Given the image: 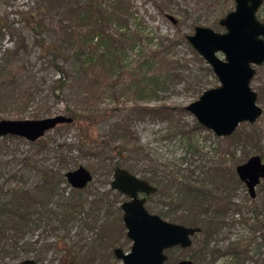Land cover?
I'll list each match as a JSON object with an SVG mask.
<instances>
[{
    "label": "rangeland",
    "instance_id": "374dc122",
    "mask_svg": "<svg viewBox=\"0 0 264 264\" xmlns=\"http://www.w3.org/2000/svg\"><path fill=\"white\" fill-rule=\"evenodd\" d=\"M72 1L95 6L89 23L106 26L115 45L102 71L81 73L78 56L63 59L70 86L59 95L52 81L60 72L40 51L41 39L63 40L60 26L86 22L68 12L65 0H0V121L77 117L34 143L0 138V205L12 199L16 188L45 202L41 187L46 179L59 182V195L49 200L40 226L19 239L17 248L9 247L14 254L0 257V264L26 259L37 264H122L114 249L129 252L132 242L120 209L126 198L109 193L115 164L158 188L147 204L152 213L203 228L191 248L170 250L167 264L184 259L264 264V182L251 200L236 174L237 165L261 150L264 154V103L259 102L263 115L256 123L241 124L227 138L201 126L185 109L219 86L186 37L197 26L224 32L221 13L233 11L235 1ZM98 5L102 13L96 11ZM114 10L120 16L111 15ZM259 18H264V3ZM32 26H40L43 35ZM161 50L167 54L164 60L152 61ZM252 87L264 88V64L257 68ZM87 137L96 144L79 150ZM103 141L111 147L95 150ZM80 166L94 179L75 190L65 173ZM234 251L238 256L230 255ZM16 253L21 257L14 259Z\"/></svg>",
    "mask_w": 264,
    "mask_h": 264
},
{
    "label": "water",
    "instance_id": "95a60500",
    "mask_svg": "<svg viewBox=\"0 0 264 264\" xmlns=\"http://www.w3.org/2000/svg\"><path fill=\"white\" fill-rule=\"evenodd\" d=\"M234 1L235 9L219 22L224 32L197 26L194 34L186 37L194 51L211 67L219 86L206 90L185 109L201 126L223 138L232 136L241 124L256 123L263 115L258 94L251 84L256 68L264 64V18H259L264 0ZM167 18L176 24L173 16L168 15ZM73 121L72 117L65 115L38 120H1L0 138L12 136L34 143L57 126ZM236 171L254 198L255 187L260 179H264L261 156H252ZM65 178L73 189H84L93 181L92 174L84 166L67 172ZM111 189L130 199L121 205V210L132 246L126 253L121 249L114 251L122 264H165L168 259L165 251L177 246L189 248L191 238L201 231L200 228L173 224L150 214L145 208L146 200L138 196L154 194L157 189L126 169L115 170ZM17 264L37 263L34 259H26ZM178 264L194 263L183 260Z\"/></svg>",
    "mask_w": 264,
    "mask_h": 264
},
{
    "label": "trees",
    "instance_id": "16d2710c",
    "mask_svg": "<svg viewBox=\"0 0 264 264\" xmlns=\"http://www.w3.org/2000/svg\"><path fill=\"white\" fill-rule=\"evenodd\" d=\"M65 4L68 12H72V15L75 14L76 20L81 19L83 22H86L87 26H85L86 24L84 26H60L63 28L61 30L63 40L58 39L56 41L46 43L45 40L41 39L40 51L50 57V63L53 64V66L60 72V76L52 81L53 92L59 91V95H61L64 90L70 86V78L65 71V66L61 63V61H64L63 59H66L68 55L70 57L72 55L78 56L81 61L80 65H82L80 67L78 66L79 69L81 68V73H87L90 70L102 71L107 68V64L112 53V45H115V41H113V37L110 35L106 26H97V22L96 24L94 23L92 25L89 23L95 18L94 16L96 15L94 5L86 1L77 2L72 0H65ZM102 8V6L98 5L96 11L100 13ZM116 11L117 10L110 11L111 15L115 14L117 17L120 16L116 13ZM226 12L227 10L223 11L221 16L225 17L229 13L228 12L226 14ZM32 22H34L33 24L36 25L35 17L32 18ZM32 28L35 30L38 36L43 35L41 29H39L40 26H32ZM120 38L122 40L123 36ZM101 46H103L104 49L99 53L97 49ZM166 55V51L161 50L155 54V58H153L152 61L156 62L157 59L161 60L159 57L162 56V60H164ZM101 63H103V65H100ZM150 63L152 64V62ZM144 77H147V73H145ZM257 92L258 102L264 103V88H259ZM73 119L75 121L77 120V117L75 116ZM256 136L258 135L256 134ZM8 137L15 138L12 136ZM87 140L88 137L80 146L79 150H81L82 147L89 149V146L96 144L90 141L88 142ZM110 147V142L103 141L100 145H97L95 150L104 148L106 151ZM90 149L93 150V147H90ZM258 155L264 159L262 150ZM118 167L119 165L115 164L113 170ZM60 177V181L63 180L64 176L61 175ZM41 189L42 192H44L43 194H45L44 196L48 197V200L45 202H39L42 200H40L38 196H35L36 193L34 192L16 188L15 190H12V199L8 203L0 205L1 259L6 258L7 254H14L13 249L17 248L19 245V239L24 238L30 230L40 226L45 215L43 211H45L47 209L46 207L49 206V200L59 195V182L55 184V181L52 182L51 179H46ZM38 193H40V191ZM36 216L39 217L36 218ZM9 247H12L13 249H10ZM11 250H13V252H11ZM20 257L21 255L16 253L13 258L18 259Z\"/></svg>",
    "mask_w": 264,
    "mask_h": 264
},
{
    "label": "flooded vegetation",
    "instance_id": "af4514ba",
    "mask_svg": "<svg viewBox=\"0 0 264 264\" xmlns=\"http://www.w3.org/2000/svg\"><path fill=\"white\" fill-rule=\"evenodd\" d=\"M220 25V24H219ZM258 68V67H257ZM257 68H256V71H257ZM255 78V77H254ZM254 80V79H253ZM251 86H252V84H251ZM253 88V87H252ZM253 90H255L254 88H253ZM256 92H257V90H255ZM257 94H258V92H257ZM238 129V128H237ZM237 131V130H236ZM234 135V134H233ZM231 137V136H230ZM227 138V137H226ZM256 155H258V154H256ZM254 156V155H253ZM260 156V155H259ZM252 157V156H251ZM250 157V158H251ZM249 158V159H250ZM262 158V157H261ZM248 159V160H249ZM247 160V161H248ZM247 161H245V162H243V163H240L239 165H242V164H244V163H246ZM262 162L264 163V159L262 158ZM239 165H237V167L239 166ZM236 167V168H237ZM79 168V167H78ZM86 168V167H85ZM118 168H120V167H118ZM117 169V168H116ZM115 169V170H116ZM115 170H114V173H115ZM73 171V170H72ZM69 172V171H68ZM89 172L91 173V171L89 170ZM130 172V171H129ZM67 173V172H66ZM65 173V174H66ZM131 174H134V173H132V172H130ZM92 174V173H91ZM236 174H237V171H236ZM135 175V174H134ZM92 176H93V174H92ZM137 176V175H136ZM237 176H238V174H237ZM140 178V177H139ZM238 178H239V176H238ZM93 179H94V177H93ZM140 179H142V180H146V179H143V178H140ZM67 180V179H66ZM113 180H114V174H113ZM112 180V181H113ZM239 180H240V178H239ZM112 181H111V183H112ZM147 182H149L148 180H146ZM241 181V180H240ZM242 182V181H241ZM262 182H264V179H260V183L255 187V197L253 198L252 196H251V194H250V192H249V189H248V187H247V185L245 184V183H243L245 186H246V188H247V190H248V194H249V196H250V199L251 200H256V198H257V188L261 185V183ZM111 183H110V190H109V193H110V195H114L117 199L119 198V196H123V197H125L126 198V200L124 201V202H127V201H129L130 199L128 198V197H126V196H124L123 194H121V193H119V192H117V191H115V190H112L111 189ZM152 186H154L156 189H157V191H156V193L158 192V188L155 186V185H153L151 182H149ZM90 184V183H89ZM88 187V186H87ZM86 187V188H87ZM85 189V188H84ZM75 190H83V189H75ZM156 193H154V194H156ZM154 194H150V195H146V194H139V196H138V198L139 199H145L146 200V203H145V208L147 209V211L150 213V214H152V215H157V216H159L160 218H162L163 220H165V221H167V222H170V223H173V224H180V223H177V222H173V221H170V220H168V219H166V218H164L163 216H161V215H158V214H155V213H152L148 208H147V204H148V201H149V197L151 196V195H154ZM202 194V197H205V193L204 192H202L201 193ZM124 202H122L121 204H120V209H121V205L124 203ZM205 204V199L203 200L202 199V204ZM229 205V204H228ZM112 207H114V203H112V205H111ZM122 211V210H121ZM122 213H123V211H122ZM258 219V218H257ZM124 223V222H123ZM180 225H183V226H186V227H190V228H200L201 229V231L199 232V233H197L194 237H192L191 238V240H192V245H193V239L196 237V236H198V235H200L201 233H202V231H203V228L202 227H200V226H188V225H184V224H180ZM192 245L189 247V248H191L192 247ZM176 248H180V249H183V248H181V247H179V246H177V247H174V248H172V249H170V250H173V249H176ZM189 248H186V249H189ZM116 249H121V250H123L122 248H115L114 249V251L116 250ZM186 249H183V250H186ZM170 250H167V251H165V254L167 255V261H166V263L165 264H167L168 263V261H169V254H168V252L170 251ZM124 251V250H123ZM125 252V251H124ZM126 253V252H125ZM238 254L239 253H237L236 251H234V252H232V253H230V255H235V256H238ZM114 255H115V252H114ZM116 257V256H115ZM184 260H189V259H184ZM181 261H183V260H181ZM181 261H179V262H181ZM190 261H192V260H190ZM178 262V263H179ZM193 262V261H192ZM177 263V264H178ZM194 263V262H193ZM195 264V263H194ZM227 264H229V262L227 263ZM242 264V263H241Z\"/></svg>",
    "mask_w": 264,
    "mask_h": 264
}]
</instances>
